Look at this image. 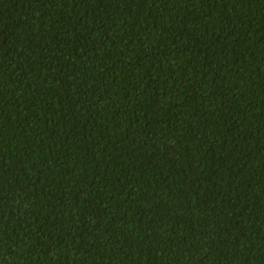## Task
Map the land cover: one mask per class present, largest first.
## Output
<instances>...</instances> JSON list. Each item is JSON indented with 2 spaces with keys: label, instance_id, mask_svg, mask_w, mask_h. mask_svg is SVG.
I'll list each match as a JSON object with an SVG mask.
<instances>
[{
  "label": "trees",
  "instance_id": "16d2710c",
  "mask_svg": "<svg viewBox=\"0 0 264 264\" xmlns=\"http://www.w3.org/2000/svg\"><path fill=\"white\" fill-rule=\"evenodd\" d=\"M0 264H264V0H0Z\"/></svg>",
  "mask_w": 264,
  "mask_h": 264
}]
</instances>
